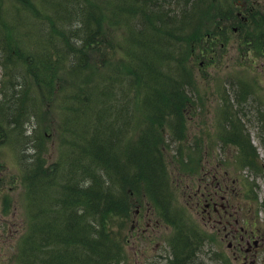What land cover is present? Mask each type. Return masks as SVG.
I'll list each match as a JSON object with an SVG mask.
<instances>
[{"label": "rangeland", "instance_id": "374dc122", "mask_svg": "<svg viewBox=\"0 0 264 264\" xmlns=\"http://www.w3.org/2000/svg\"><path fill=\"white\" fill-rule=\"evenodd\" d=\"M48 1L56 8L59 4L60 8L64 5L62 0L61 3L60 0ZM67 1H74L77 11H83L75 18H79L81 23L74 19L70 21L72 25L68 28L78 23V31L81 30L72 38L65 29L64 21L57 31L49 19H39L36 15L31 17L26 8H10L8 3L0 9L1 20L13 29L0 49V264L19 262V254L34 221L35 206L31 204L34 193H30L31 187L44 189L45 184L40 183L51 176L55 167L56 181L47 189L48 193L52 192L59 184L61 172L70 169L71 161L79 153L73 150V143L70 146L67 139V136L76 137L75 131L71 132L76 122L72 118L74 114L68 112L66 106L75 107L72 99L78 98V93L94 83L92 75L98 78L99 73L104 77L96 84L103 88L115 60L129 56L133 50L142 59L162 45L166 37L164 34L171 35L173 56L183 57L186 67L191 68L192 82L182 86L180 95L187 96L182 105H153L149 111L147 108L151 105H143L145 92L140 89L139 93L136 92L123 80V84L127 85L124 87L133 96L137 95L135 108L143 110H135L139 124L133 128L129 124L122 126L123 134L127 135L126 138L132 137L128 142L132 151L135 145L140 146V137L144 133L145 141L149 138L152 143H158L162 149L160 156L153 152L138 155L143 163L150 157L159 159L162 166L154 168L152 177L144 178L141 173L147 185L140 181L138 188L134 189L135 194L130 195L133 200L128 219L124 220V224L115 219L122 227L121 231L110 224L115 232H119L117 237L121 248L118 249L124 259L120 264H171V244L178 235L177 226L181 227L183 235L186 231L190 233L189 238L204 237L201 245L192 240L193 245L190 246L196 253L191 264H264V51L257 52L256 40L257 37L264 38V0ZM237 2L252 7L257 13L251 16L243 7L232 5L233 10L228 14L235 13L233 17L217 18L218 9ZM152 3L159 5L162 17L168 15L171 20L163 18L160 21L161 27L157 28L161 32L156 37L154 29L160 11ZM132 9L135 11L131 15ZM85 12L98 14V23L92 22ZM58 13L56 9L52 11L54 15ZM87 16L90 21L84 22ZM240 19L242 27H238L236 22ZM230 24L233 26L229 31L223 33L220 29L215 37L217 26ZM167 25L170 32L164 27ZM45 27L48 29L45 30ZM88 28L92 29L94 36L90 43H87L90 37L85 36ZM207 37L216 39L215 47L203 48L208 43ZM243 38L248 39L249 44H243ZM174 44L185 48L175 47ZM245 47L247 49L243 50ZM18 49L27 56L18 55ZM43 67L49 68L51 76H56L53 93L47 94V89L40 88L34 78L26 95L12 84L21 81L25 71L32 74L34 69ZM34 97L35 100H42L40 117L30 110V104L27 105ZM129 97L131 95L124 97L122 102L126 100L130 105ZM20 98L24 105H17V109L24 138L18 141V136L15 135L14 140L9 135L13 122L9 109ZM172 108L178 111H165ZM148 120L150 127L147 130ZM124 121L125 118L122 123ZM90 125H86L88 130ZM13 131L12 135L17 132ZM38 131H45L46 137L41 149L42 160L33 162L31 156H23L24 153H37L34 137ZM237 131H240V137ZM237 136L243 142L245 151L239 143L229 141ZM199 138L211 144L217 141V144L208 145L206 150L207 153L212 149L218 151L222 175L226 178L227 186L222 188L221 197L231 216L222 215V222L215 218L212 209L210 218L204 210L206 189L198 191V196L203 195L200 200L192 195L198 189L201 172L199 174L197 162L194 166L190 163L197 159L199 146L193 148L189 143ZM132 155L133 152L129 161ZM34 169L37 180L41 177L39 182L32 175ZM94 169L90 167V171ZM134 171L129 169L130 173ZM29 176H33V180ZM120 186L131 190L130 184ZM49 203L38 200V221L43 222L47 218ZM163 213L172 221H167ZM226 221L228 224H225ZM58 225L54 223V233L60 235L58 232L62 234V231ZM40 231L45 232L40 227L35 236L37 240L42 236ZM226 232L231 233L227 235ZM248 240L249 245L246 243ZM254 241L258 245L255 246Z\"/></svg>", "mask_w": 264, "mask_h": 264}, {"label": "trees", "instance_id": "16d2710c", "mask_svg": "<svg viewBox=\"0 0 264 264\" xmlns=\"http://www.w3.org/2000/svg\"><path fill=\"white\" fill-rule=\"evenodd\" d=\"M10 1L0 0V9L7 6ZM14 1L17 9H23V0ZM62 2L64 5L62 8L59 7L60 4L57 6L56 10L60 13L56 15L45 10L41 12L34 10L35 12L31 13V17L36 15L39 19H49L57 31L61 28L59 26H63L64 21L66 23L65 29L69 31L68 35L72 38L73 34L81 30L78 31V23L74 24L72 28H68L72 25L70 21L74 19L81 23L79 18H75H77L76 15L83 11H77L74 1L62 0ZM105 2L107 3V0H101V3ZM59 3H61V0ZM232 5L238 8L244 7L245 10L251 8V16L257 13L252 10V7L243 6L242 3H233L226 8L218 9L217 18L225 17L228 19L230 16L233 17L235 13L228 14V12L233 10ZM155 7L158 8L160 13L157 19L158 24L155 25L154 32L156 33H154V37L161 32L157 27H161L160 21L163 18L166 17L167 20L171 21L168 15L162 17V11L158 4H155ZM132 10L131 14H134L135 9ZM84 14L89 15L92 18V22L98 23V14L89 12ZM1 18L0 16V49L5 39H7L6 37L9 38L10 32L13 30L12 27H8L9 23H5ZM83 20L84 22L86 20L90 21L88 16L87 19ZM232 26L231 24L223 27L217 26L214 33L215 37L221 30L224 33L229 31ZM164 27L169 31L168 25ZM135 28L139 29L138 26ZM47 29L48 27H45V30ZM85 34L87 38L90 37L87 41V43H90L91 38L94 37L92 36V29L88 28ZM164 36L166 37L165 40H162V45H158L156 51H150L142 59H139L137 51L133 50V53H130L129 56L115 60V63L111 65L112 73L106 77L103 88H99L96 84L102 82L104 77L99 73L97 74L99 75L98 78L92 75L94 83L83 90L84 94H81L83 92L81 91L77 95L78 98L72 99L75 107L66 106V110L74 114L72 118L76 122V125L71 130V132L75 131L76 137L73 139L67 136V139H69L70 146L73 143L72 147H75L73 150H78L79 153L71 161L70 169L61 172L59 184L52 192L48 193L47 189L56 181L55 167L52 168L51 176L40 183L45 184L44 189L39 186L31 187L30 193H34L31 201V204L35 206L34 221L31 231L24 241L22 252L19 254L18 264H120L124 260L122 252L120 253L118 249L121 247L119 237H117L122 227L118 226V222L115 219H120L119 223L124 224V220L129 217L133 200L130 199V195L135 194L134 189L138 188L140 181H143L146 186L147 180L144 178L152 177L154 168L162 166L159 159L150 157L146 163L141 162L138 155L140 153L138 152L145 154L153 152L155 155L158 153L160 156L162 149L158 143L156 145L149 139L148 142L147 140L145 141L143 139L145 138L144 133L140 137L142 139L139 143L140 146L135 145V149L132 151V146L128 143L132 137L128 136L126 138L127 135L123 134L122 126L127 127L129 124L133 128L138 125L135 110H143L142 108H135L137 95L133 96L125 88L127 85L123 84V80L127 81L128 86L133 87L136 92L139 93V89L145 92L143 105H151L147 108L149 111H151L150 109L153 105H182L187 101L185 94L180 95L183 91L182 86L185 83L190 84L192 82V70L186 67L183 57L175 58L173 56V46L170 44L171 35L164 34ZM207 38L208 43L203 48L215 47L217 44L216 39L213 37ZM256 40L258 45L257 52L261 53L264 51V38L260 39L257 37ZM94 41L95 39H93ZM220 43L221 41L218 42L219 45ZM174 46L185 48L182 45L174 44ZM122 48L125 49L126 47L122 46ZM254 48L256 47L254 46ZM163 49L166 51H163ZM17 54L21 57L27 56L22 54L19 49ZM87 65L91 68L89 62H87ZM48 69L45 67L40 68V70L34 69L31 72L32 74H28L25 71L22 75V80L12 84L15 87H19L21 93L26 95L32 84L31 79L34 78L40 88L44 87L43 90L47 89L46 93H53L56 76H51ZM90 71L95 72L94 70ZM101 88L103 89L102 91H100ZM46 93L45 97L48 94ZM127 95H131L129 97L130 105H128L126 100L122 102ZM28 104H30V110L34 112L36 117H40L43 110L42 100L40 98L35 100L34 97L33 99L31 98ZM17 105H24L22 98L16 100L14 107L9 109V113L12 112L10 115L13 117L9 135L14 140L15 135L18 136V141H20L22 137L24 138L22 134L24 130L20 127V114L18 113ZM82 105L87 106L83 107ZM129 110L133 113L127 114ZM165 111H170L169 113H171L177 112L178 109L172 108ZM161 115H163V112ZM123 118H125V121L122 123ZM148 122L146 125L147 130L150 127V120ZM82 123L83 125L81 126ZM88 123H91L90 130L86 128ZM151 124L154 125V123ZM81 129H84V131H81ZM13 130L17 131L14 135H12ZM68 131L70 132V129ZM154 136L156 135H152V137ZM45 137V131L42 133L38 131L34 137L35 146H38L37 153L34 154L33 152L31 155L30 153H24L23 157L31 156L34 159L33 162L41 161L43 155L41 149L43 148L42 144ZM131 152H133V158L129 161L128 158ZM92 166L95 167V171H90ZM132 168L135 171L130 173L129 169ZM32 175L37 180L36 169L32 171ZM29 177L31 180L34 178L33 176ZM38 180L41 181V177ZM151 180L153 179L151 178ZM125 183L131 185V190L120 186V184ZM39 199L44 202L50 201L47 210L48 214H46L47 218L43 222L38 221L36 214L37 210L40 209L38 205ZM163 215L167 221H172L165 213ZM54 223H59L58 227L59 229L61 228L62 234L61 232H58L60 235L54 233ZM110 224L116 225L119 232H115ZM40 227H43L45 232L40 231L42 236L37 240L35 236ZM176 233L178 235L173 238V243L171 244L175 248L173 254L175 259L171 264H191L193 259L191 256L194 254V250L190 246L193 245L192 240L201 245L204 237L195 236L193 239L189 238L190 233L186 231L183 235L179 226L176 227Z\"/></svg>", "mask_w": 264, "mask_h": 264}, {"label": "flooded vegetation", "instance_id": "af4514ba", "mask_svg": "<svg viewBox=\"0 0 264 264\" xmlns=\"http://www.w3.org/2000/svg\"><path fill=\"white\" fill-rule=\"evenodd\" d=\"M35 1H41V0H35ZM153 4V3H152ZM23 8H26L27 12H35L36 10L33 6V0H23ZM227 124V123H226ZM193 130V129H191ZM217 144V141L214 143H209L206 141V139L199 138L198 140L193 139L189 145L193 148L198 145L199 148H197V167L199 170V174L201 172V175L198 177V189L195 191L192 195L200 200V198L203 196L202 194L199 196L198 191L201 189L205 190V200H206V207L204 210H206L209 213L210 218V209L213 210L215 214V218L218 219L220 222L222 221V215H228L227 213V206L222 204V197H221V191L222 188L226 187V178L222 175V165L220 160V155L217 154L218 151L215 149L208 150V145H214ZM194 145V146H193ZM217 145H215L216 147ZM194 160V159H193ZM191 160L190 163L193 161ZM224 174H227V170H224ZM208 190V193L206 191ZM229 217L231 215H228ZM236 223V220H234ZM228 224V222L226 221ZM242 231V229H239ZM231 232H226L227 235H229ZM245 233V232H243ZM225 234V235H226ZM240 240L243 239L242 235L239 237ZM246 243L249 245V240L246 241ZM253 244L256 246L257 241L253 242ZM195 251L194 254L191 256L193 259L195 258Z\"/></svg>", "mask_w": 264, "mask_h": 264}, {"label": "bare ground", "instance_id": "6f19581e", "mask_svg": "<svg viewBox=\"0 0 264 264\" xmlns=\"http://www.w3.org/2000/svg\"><path fill=\"white\" fill-rule=\"evenodd\" d=\"M50 1H45L43 2L42 0L41 1H35L33 0V6L34 8L41 12V11H49V12H52L56 9V6L55 4L52 5L51 3H49ZM54 2V1H53ZM50 4V5H49ZM9 7L10 8H15L16 7V4H15V1L14 0H11L9 2ZM17 8V7H16ZM79 10H82V8H79ZM142 15H144V12H140ZM132 15V14H131ZM132 17V16H131Z\"/></svg>", "mask_w": 264, "mask_h": 264}]
</instances>
